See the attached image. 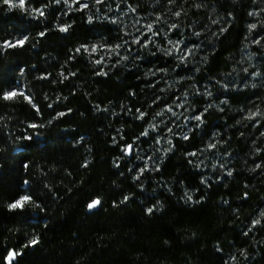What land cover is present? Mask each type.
Listing matches in <instances>:
<instances>
[{
    "label": "trees",
    "instance_id": "obj_1",
    "mask_svg": "<svg viewBox=\"0 0 264 264\" xmlns=\"http://www.w3.org/2000/svg\"><path fill=\"white\" fill-rule=\"evenodd\" d=\"M25 4L43 15L0 0V264H264V138L242 122L264 108V40L246 44L264 0H127L201 62L136 48L116 66L91 52L125 42L108 2ZM181 96L201 120L159 149L149 127Z\"/></svg>",
    "mask_w": 264,
    "mask_h": 264
},
{
    "label": "rangeland",
    "instance_id": "obj_2",
    "mask_svg": "<svg viewBox=\"0 0 264 264\" xmlns=\"http://www.w3.org/2000/svg\"><path fill=\"white\" fill-rule=\"evenodd\" d=\"M26 1V0H25ZM50 1L52 4L66 2L71 6H85L90 5L93 7H98L100 3L108 2V16L114 21H119L123 24L125 30V42L121 46L109 47V48H93L92 53L95 54L94 59L98 62L116 66L121 63H125L128 60L129 55L132 52H135L134 49H150L157 52H164L169 54H174L182 60L183 64H199L201 60L199 59V50L200 48H188L187 43L182 37L174 38L171 34V31H166L162 27L161 23H149L147 19L140 15L135 8L132 10L124 6V3L127 0H45ZM9 4V3H8ZM11 6H18L19 0H13ZM23 11L26 14L31 16H37L40 13L39 9H31L26 4L22 7ZM263 14L264 8L259 15ZM260 22H256L251 26V32L247 39V47L250 50H254L255 47L259 46V42L264 40V34L260 35L259 32L264 27L259 25ZM150 26V27H149ZM197 27H193L192 31L195 34H199L196 30ZM259 35V38L257 35ZM204 50V48H203ZM245 70L244 72H246ZM257 84V81L254 82V85ZM169 90L175 89L172 84L167 87ZM199 96L205 97V100H210L213 98V93L211 91L200 89ZM206 102V101H205ZM205 106L201 103L200 99L192 98L190 96H181L177 97L176 100L165 107L163 110L158 112L154 116V121L150 125L149 129L151 132L156 135L158 138L159 149H168L172 142L173 138L182 135L186 129L195 126L201 120V116L198 114L200 110H204ZM243 124L246 126H251L254 134L258 138H264V128L261 135L256 134L260 131V126L264 124V108L254 107L251 112H247L242 120ZM241 122V123H242ZM218 142H214L207 151L203 154H206V162L208 160V165H214V168L224 165L225 163L222 160L218 161L216 152L219 149ZM223 146V145H222ZM129 150V147H126L125 152ZM130 155L132 158L135 157L137 162L149 161L144 157L137 148L131 147ZM215 157V158H214ZM224 168V166H223Z\"/></svg>",
    "mask_w": 264,
    "mask_h": 264
},
{
    "label": "snow or ice",
    "instance_id": "obj_3",
    "mask_svg": "<svg viewBox=\"0 0 264 264\" xmlns=\"http://www.w3.org/2000/svg\"><path fill=\"white\" fill-rule=\"evenodd\" d=\"M6 3H9V4H12L13 3V0H5ZM25 5V0H19V7H24ZM41 15H43V12L40 13ZM150 27V26H149ZM61 31H67V27H63L61 28ZM41 35H43V33H41ZM28 40V37H24L23 39H19L17 40L15 43H11L9 42L7 44V47L9 48H14V47H17V46H20L22 47L25 42ZM18 95H23V93H18L16 91H12V92H7L4 94V99H7V100H12V99H15ZM25 99H27L30 103H31V98L30 97H25ZM63 115V114H61ZM143 114H141L142 116ZM32 127H36V125H32ZM131 149V146H129V150ZM29 202H31V197L30 196H22L20 197L18 200H16L14 203L8 205V207L10 209H17V208H23L26 204H28ZM100 204V201L97 199V200H94L92 203H90L88 205V207L91 209V208H94L96 206H98ZM149 211H151V209H149ZM38 241L37 240H33L31 241L30 243L31 244H36ZM19 255V253L15 252V251H10L9 254H8V257H7V264H12V261L15 259V257Z\"/></svg>",
    "mask_w": 264,
    "mask_h": 264
},
{
    "label": "water",
    "instance_id": "obj_4",
    "mask_svg": "<svg viewBox=\"0 0 264 264\" xmlns=\"http://www.w3.org/2000/svg\"><path fill=\"white\" fill-rule=\"evenodd\" d=\"M126 154H127V155H130V151L128 150ZM97 199H98V198H97ZM97 199H95V200H97ZM98 200L100 201V204H99L98 206H96V207H94V208H91V209L88 207V212H89V213H92V212H94V211H97V210L100 208V206H101V200H100V199H98ZM93 201H94V200H93ZM93 201H92V202H93ZM92 202H91V203H92ZM15 259H16V257H15ZM15 259H14V260H15ZM14 260H13V261H14ZM13 261H12V262H13Z\"/></svg>",
    "mask_w": 264,
    "mask_h": 264
}]
</instances>
